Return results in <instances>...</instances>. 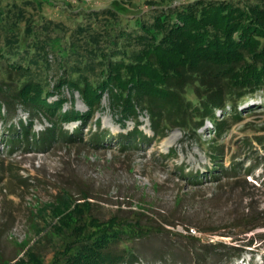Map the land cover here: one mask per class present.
I'll list each match as a JSON object with an SVG mask.
<instances>
[{"label":"trees","instance_id":"1","mask_svg":"<svg viewBox=\"0 0 264 264\" xmlns=\"http://www.w3.org/2000/svg\"><path fill=\"white\" fill-rule=\"evenodd\" d=\"M159 1L161 6L155 10L152 23L138 17L133 24L136 27L130 30L132 20L118 15L115 9L106 10L103 17L95 15V21L87 26L80 25L68 45L74 62L65 61L70 52L63 37L31 44L16 33L7 35L6 46L1 49L2 56L9 60L6 72L0 75V115L4 106L8 113L21 107L30 115V122H20L18 130L9 131L12 136L22 137L11 138L9 147L51 144L59 134L65 135L62 124L80 120L87 123L93 118L101 110L106 94L123 125L147 113L155 133L162 138L166 136L164 131L174 126L186 132L198 130L204 127L206 117L218 132H223L226 128L216 117L217 110L225 114L231 107L237 111L241 100L260 91L264 94V0H245L241 4L236 0H193L179 7L166 5L167 0ZM25 32L32 34L30 24ZM53 43L62 48V57L57 61L62 73L56 74L57 82L50 87L48 74L55 66L47 55L54 50ZM64 87L72 95H80L87 113L75 109L63 112ZM57 95V100L48 102ZM196 113L201 116L191 121ZM39 115L48 118L51 127L35 135L31 130ZM140 125L137 122L135 134ZM68 135L72 142L78 134ZM127 142L123 138L121 143ZM214 167L223 169L216 164ZM199 179L194 178L195 182ZM241 197L237 201L242 210L232 203L221 213L223 219L220 215L213 221L214 213L204 219L203 224H215L210 229L195 225L205 234L233 237L236 244L211 243L202 253L196 250L195 264L211 259L210 252L218 254L217 250L225 251L222 256L231 253L229 257L240 261L254 241H264V236L249 239V234L264 229V212L254 207L253 197ZM96 202L88 191L75 194L65 188L53 201L31 213L32 229L38 236L50 240L58 237L63 243L52 264H137L140 256L132 244L169 232L168 225L177 227L170 220L153 224V217L148 224L144 217L152 218L145 212H133L135 215L130 217L120 209L110 219L102 220L93 214ZM42 223L44 227L40 228ZM186 238L202 242L189 234ZM11 263L45 264V258L32 246Z\"/></svg>","mask_w":264,"mask_h":264},{"label":"rangeland","instance_id":"2","mask_svg":"<svg viewBox=\"0 0 264 264\" xmlns=\"http://www.w3.org/2000/svg\"><path fill=\"white\" fill-rule=\"evenodd\" d=\"M192 1L167 0L166 5L179 7ZM244 1L236 0L240 4ZM159 2L0 0V75L6 72L9 60L2 56L1 49L6 46L7 35L11 33L31 44L63 37L70 52L65 61L74 62V54L68 45L80 25L87 26L95 21V15L103 17L106 10L115 9L118 15L132 20L128 24L130 30L136 27L133 24L138 17L152 23L155 10L161 6ZM91 17L92 21L89 20ZM121 22L126 25L125 20ZM29 24L33 32L25 35ZM48 24L51 26L47 29ZM53 44L54 50H49L47 55L55 66L48 74L50 87L57 82L56 74L62 73L57 63L62 57V48ZM62 95L66 99L64 113L73 109L81 114L87 113L88 108L78 93L72 95L64 87ZM58 98V95L53 96L48 102ZM101 102V110L87 123L80 120L62 124L60 127L65 135L59 134L51 144L42 147L32 143L25 147H9L11 138L22 139L21 135L12 136L9 131L18 130L20 122H30V115L21 107L8 113L7 106H4L0 115V264H9L17 256L22 257L32 246L45 258V264H52L63 243L58 237L50 240L38 236L32 229L34 218L31 213L53 201L55 195L65 188L75 194L85 190L94 196L97 204L93 214L102 220L110 219L120 209L130 217L145 212L148 218L155 219L144 217L148 224L153 220L157 225L164 220L176 223L177 227H166L169 232L155 234L131 245L135 254L140 256L137 264H195L193 253L196 250L202 253L201 250L211 243L235 245L233 237L205 234L195 225L199 223L210 229L215 224H203L204 219L210 213L215 214V222L220 215L223 219L221 213L233 204V207L240 208L237 200L243 195L253 197L254 207L264 212L262 91L241 100L237 111L227 107L225 114L220 110L216 112L219 122L226 128L223 132H218L216 125L206 117L204 127L187 132L178 126L170 127L164 131V138L155 133L149 114L143 113L138 120L123 125L111 109L108 94ZM196 116L201 113L194 114L191 121H195ZM137 122L141 125L135 134ZM50 127L49 119L39 115L31 132L42 135ZM68 133L78 135L71 142ZM123 138L129 142L121 143ZM213 163L223 169L214 167ZM203 175L207 176L202 179ZM196 176L200 178L197 182L194 180ZM39 227H44V223ZM188 234L202 242H191L186 238ZM254 236H264V229L249 234V239ZM247 249L240 261L229 257L231 253L222 256L225 251L217 250L218 254L211 251L210 254L215 256L209 255L211 259L201 263L264 264V241L258 239Z\"/></svg>","mask_w":264,"mask_h":264}]
</instances>
